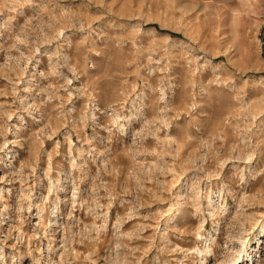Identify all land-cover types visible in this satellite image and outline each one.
Returning a JSON list of instances; mask_svg holds the SVG:
<instances>
[{"label":"rangeland","instance_id":"obj_1","mask_svg":"<svg viewBox=\"0 0 264 264\" xmlns=\"http://www.w3.org/2000/svg\"><path fill=\"white\" fill-rule=\"evenodd\" d=\"M0 264H264V0H0Z\"/></svg>","mask_w":264,"mask_h":264}]
</instances>
